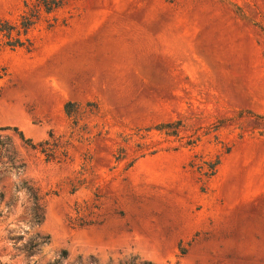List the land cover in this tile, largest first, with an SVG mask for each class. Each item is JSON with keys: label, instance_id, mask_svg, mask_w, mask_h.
<instances>
[{"label": "rangeland", "instance_id": "rangeland-1", "mask_svg": "<svg viewBox=\"0 0 264 264\" xmlns=\"http://www.w3.org/2000/svg\"><path fill=\"white\" fill-rule=\"evenodd\" d=\"M29 37L0 49V264H264V0H70Z\"/></svg>", "mask_w": 264, "mask_h": 264}, {"label": "trees", "instance_id": "trees-1", "mask_svg": "<svg viewBox=\"0 0 264 264\" xmlns=\"http://www.w3.org/2000/svg\"><path fill=\"white\" fill-rule=\"evenodd\" d=\"M70 0H34L32 3L26 2L24 4L25 10L20 14L16 22H11L6 19L0 20V49L9 48L14 50L17 48L32 47V40L29 37L31 30L40 21L42 14H49L66 4ZM74 107L73 103H67L64 106V111L67 115L72 112ZM157 131L163 132L167 136H179V121L161 124L156 128ZM14 131H17L14 129ZM19 138L22 143L32 150L40 148L39 152L44 154L47 160H51L54 155L55 145H49L48 141L40 144H34L30 139H25L21 132H18ZM14 158H12V161ZM218 162L210 166V173L214 172V167ZM208 174V173H206ZM36 199V196L33 195ZM44 243V241L42 242Z\"/></svg>", "mask_w": 264, "mask_h": 264}]
</instances>
